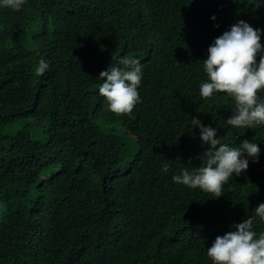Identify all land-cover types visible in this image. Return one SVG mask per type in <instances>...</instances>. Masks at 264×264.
Segmentation results:
<instances>
[{"label":"trees","instance_id":"obj_1","mask_svg":"<svg viewBox=\"0 0 264 264\" xmlns=\"http://www.w3.org/2000/svg\"><path fill=\"white\" fill-rule=\"evenodd\" d=\"M240 20L264 45V0L0 7V264H212L214 239L264 203V126L226 124L234 101L199 93L209 45ZM123 57L139 59L143 75L140 102L117 116L99 73ZM193 117L222 144L260 148L218 198L172 180L203 166L210 147ZM253 230L264 232L258 217Z\"/></svg>","mask_w":264,"mask_h":264},{"label":"clouds","instance_id":"obj_2","mask_svg":"<svg viewBox=\"0 0 264 264\" xmlns=\"http://www.w3.org/2000/svg\"><path fill=\"white\" fill-rule=\"evenodd\" d=\"M24 4L25 0H0V7L16 11ZM260 40L261 30L240 20L214 39L207 49V59L203 60L208 79L200 85V96L209 99L223 93L234 101L233 115L225 121L233 127L264 126V100L258 95L264 91V45ZM119 63L123 67L111 65L99 73V78H103L99 94L106 98L109 111L117 116L130 114L140 102L138 87L143 75L139 59L123 57ZM48 69L49 64L40 59L37 75H43ZM190 126L200 129L201 140L210 147L203 154V166L195 171L184 169L181 175H174L172 180L189 188H199L210 193L212 198H218L233 174L238 176L248 168L245 153L255 162L260 148L247 140L240 147L222 144L221 138L216 137V130L203 125L196 117L192 118ZM168 170L169 165L163 164L162 171ZM256 217L264 223V203L255 207V216L234 224L235 231L214 239L207 248V256L212 264H264V232L258 235L253 230Z\"/></svg>","mask_w":264,"mask_h":264},{"label":"rangeland","instance_id":"obj_3","mask_svg":"<svg viewBox=\"0 0 264 264\" xmlns=\"http://www.w3.org/2000/svg\"><path fill=\"white\" fill-rule=\"evenodd\" d=\"M95 121H96V123L99 126H103V123H102V121H101V119L99 117H96L95 118ZM114 130L117 131V132H120V130L117 129V128H115ZM32 136L35 139H41L43 137V132L41 131L40 126L35 127V125H33ZM128 141H129V144H130V151H135L136 150V144H135V142L133 140H128Z\"/></svg>","mask_w":264,"mask_h":264}]
</instances>
